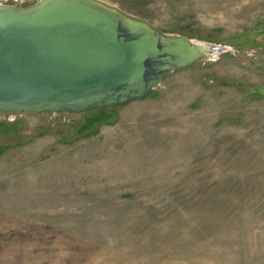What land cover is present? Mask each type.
<instances>
[{
	"label": "rangeland",
	"instance_id": "374dc122",
	"mask_svg": "<svg viewBox=\"0 0 264 264\" xmlns=\"http://www.w3.org/2000/svg\"><path fill=\"white\" fill-rule=\"evenodd\" d=\"M104 1L229 50L122 106L0 112V264H264V0Z\"/></svg>",
	"mask_w": 264,
	"mask_h": 264
},
{
	"label": "water",
	"instance_id": "95a60500",
	"mask_svg": "<svg viewBox=\"0 0 264 264\" xmlns=\"http://www.w3.org/2000/svg\"><path fill=\"white\" fill-rule=\"evenodd\" d=\"M228 50L159 30L104 0L0 4V112L122 106L147 97L163 77Z\"/></svg>",
	"mask_w": 264,
	"mask_h": 264
},
{
	"label": "built area",
	"instance_id": "2783aa9c",
	"mask_svg": "<svg viewBox=\"0 0 264 264\" xmlns=\"http://www.w3.org/2000/svg\"><path fill=\"white\" fill-rule=\"evenodd\" d=\"M0 4H5V3H0Z\"/></svg>",
	"mask_w": 264,
	"mask_h": 264
},
{
	"label": "trees",
	"instance_id": "16d2710c",
	"mask_svg": "<svg viewBox=\"0 0 264 264\" xmlns=\"http://www.w3.org/2000/svg\"><path fill=\"white\" fill-rule=\"evenodd\" d=\"M104 109H106V108H104Z\"/></svg>",
	"mask_w": 264,
	"mask_h": 264
}]
</instances>
